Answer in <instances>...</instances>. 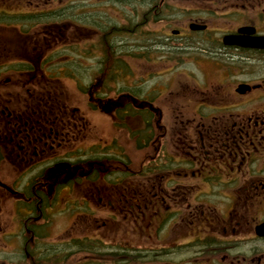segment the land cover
Returning <instances> with one entry per match:
<instances>
[{
  "label": "flooded vegetation",
  "instance_id": "flooded-vegetation-1",
  "mask_svg": "<svg viewBox=\"0 0 264 264\" xmlns=\"http://www.w3.org/2000/svg\"><path fill=\"white\" fill-rule=\"evenodd\" d=\"M82 1L0 0V264H264V0Z\"/></svg>",
  "mask_w": 264,
  "mask_h": 264
},
{
  "label": "rangeland",
  "instance_id": "rangeland-1",
  "mask_svg": "<svg viewBox=\"0 0 264 264\" xmlns=\"http://www.w3.org/2000/svg\"><path fill=\"white\" fill-rule=\"evenodd\" d=\"M85 1V3H93L95 4L94 0H83ZM83 1L81 3H83ZM84 4V3H83ZM104 10V9H102ZM168 44V47L166 48H169L170 46H172L171 44L167 43ZM166 52H169V53H166V56H168L169 58H173V50L170 49V50H166ZM157 65H152L150 63L147 62L148 66L146 65V62L142 61V60H137V59H134L133 62H132V67L134 70H139V69H145V68H154V69H158V70H162V69H165V65H164V61H161V59H157L155 60ZM158 64H161V65H158ZM186 67L189 68V69H195V66L194 64L192 63H189V62H186ZM194 66V67H193Z\"/></svg>",
  "mask_w": 264,
  "mask_h": 264
},
{
  "label": "trees",
  "instance_id": "trees-1",
  "mask_svg": "<svg viewBox=\"0 0 264 264\" xmlns=\"http://www.w3.org/2000/svg\"><path fill=\"white\" fill-rule=\"evenodd\" d=\"M102 48H103V50H104L105 52H108V49L105 47V45H104L103 42H102ZM119 63H120V61L117 60V64H116V67H117V68H120ZM117 65H118V66H117Z\"/></svg>",
  "mask_w": 264,
  "mask_h": 264
}]
</instances>
